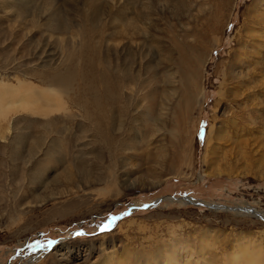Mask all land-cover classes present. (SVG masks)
Masks as SVG:
<instances>
[{
	"label": "rangeland",
	"instance_id": "rangeland-1",
	"mask_svg": "<svg viewBox=\"0 0 264 264\" xmlns=\"http://www.w3.org/2000/svg\"><path fill=\"white\" fill-rule=\"evenodd\" d=\"M49 1L51 7L47 16L53 15L61 21L66 33L47 31V17L32 23L30 14L34 10L31 7L38 2L28 0L27 4L19 6L23 17L18 24L14 9L8 13L0 11L2 78L17 86L24 72L34 69L37 73L66 72L69 63L79 70V75L88 77L85 81L78 77L70 97L32 79L30 82L40 87L27 91L30 99L25 98L21 104L26 105V110H17L10 113L7 120L1 119L3 134L8 128L6 122L10 119L12 122L10 130L4 135L0 133V264H264V219L259 218H264V37H261L264 36V0H131L136 6H142V11L147 7L150 13L157 11L148 17V21H152H146L154 31L149 29L146 40L135 37L132 42L124 36L111 42L115 32L120 31L121 35L125 32L121 23L130 7L127 0ZM39 2L42 5L44 0ZM41 10L46 11V8L39 7L36 14L40 15ZM139 28L144 27L139 24ZM152 34L157 36V41L164 42L167 52L176 61H179L180 45L192 51L200 49L204 40L207 41V60L204 66L198 65L200 72L195 87L175 89L180 105L176 102L173 106L167 100L171 93L170 80L161 79L159 83L163 91L161 97L165 94L166 102H163L169 108L165 107L164 117L157 118L162 128L157 132L154 126L152 135L155 137L151 139L155 142L154 153L163 149L166 159L163 165L149 162V151L144 152L145 147L134 152L123 151V154L118 150L110 152L116 144L107 146L103 139L93 135L90 123L83 120L80 111L72 105L73 99L82 94V83L87 87L91 84L100 87L95 78L101 77L103 71H108L105 75L112 81V68L125 61L132 78L139 75L143 78L144 67L153 61L151 55L159 57L157 42L152 45L148 41ZM246 36L250 38L247 42ZM172 37H177L180 45L172 43ZM9 45L16 51L14 54L9 53ZM126 47L137 53L136 64L123 57ZM114 48L122 55H116ZM147 51L149 57L143 59ZM239 53L242 58L246 55L243 59L250 64L242 67L245 77L242 75L241 83V77L234 79L238 69L233 68ZM259 60L262 62L258 63ZM44 63L47 68L42 70L40 66ZM176 63L186 66L185 62ZM141 64L143 68L139 67ZM248 70L252 73L248 74ZM228 72L231 73L228 75ZM251 79L255 80L254 84ZM176 80L179 81V77ZM252 88L255 93L251 92ZM133 90L136 91L134 86ZM124 92L133 107L141 103L140 94L128 89ZM185 92L192 110L184 117ZM199 92L203 97L194 105V95ZM38 95L49 96L47 105L52 106V114L42 113L46 108L38 102ZM88 96L91 98L90 92ZM235 96L238 99L235 100ZM137 115L132 113L123 123L128 124L127 130L118 123L117 127L123 131L119 133L120 140L133 139L143 122L142 118L134 121ZM47 122L54 124L52 129L43 128ZM212 127L222 128L224 136L214 144L220 145L221 151L217 153L222 154L216 169L213 155L206 159L205 149ZM22 130L29 136L19 149L17 160L15 156L12 158L10 145L14 133ZM40 138L45 140L44 145L29 151L35 145L34 139L37 142ZM63 147L66 150L61 152ZM82 156L86 162L81 161ZM119 156L135 157L129 169L132 177L129 188L123 186V181L115 185L108 182ZM90 172L91 175L97 172L93 175L99 183L94 184L96 178L88 175ZM136 185L142 187L130 189ZM186 198L226 209L179 202ZM113 217L116 220L111 228L101 231V226L109 224Z\"/></svg>",
	"mask_w": 264,
	"mask_h": 264
},
{
	"label": "bare ground",
	"instance_id": "bare-ground-1",
	"mask_svg": "<svg viewBox=\"0 0 264 264\" xmlns=\"http://www.w3.org/2000/svg\"><path fill=\"white\" fill-rule=\"evenodd\" d=\"M31 2H35L37 3L38 2V5H33L31 7L32 10H34V12H32L30 14V18H32V23L35 24V23H38L39 21H42V20H45L46 17H47V24L45 25L46 26V29L47 31H51V32H55V33H58V34H61V33H66L67 31H65V29L63 28V23H61V21H59L57 18L55 19L54 17H52L53 15H49L47 16V11L49 12L50 8L51 7V3L49 0H44V3L41 5V2H39V0H30ZM167 1H170V0H167ZM28 0H0V11L1 12H6L8 13L10 10L13 11L14 9V13L15 15L14 18L16 19V23L18 24L19 23V19L23 17V14H20L21 12V8H19V6H21L22 4H27ZM127 5L130 6L126 13L125 16H122L124 21L121 23L122 27V30H124V34L121 35L119 34L120 31L118 32H115L113 34V40H111V42H114L116 40L114 39H117L121 36H124L127 40H129V42H132L133 40H135L134 38L137 37L139 38L140 40L142 39L143 41L146 40L145 39V36L148 35L150 33V30L151 31H154L153 27H149L148 26V23L146 21H148V17L156 14L155 11H151L152 13H150L148 10H151L149 7L145 8L144 11H142V6H136V3H131V0H127ZM135 2V1H134ZM172 2V1H171ZM170 2V3H171ZM168 3V2H167ZM180 4V3H179ZM146 5V4H145ZM182 6V4H180ZM41 7V8H46V11H43L41 10L40 12V15L39 14H36L35 10H38V8ZM93 7V6H92ZM137 7V9H136ZM139 9V10H138ZM185 9V8H184ZM94 11H95V8H94ZM147 11V12H146ZM98 12V10H97ZM95 12V13H97ZM263 12H264V9H263ZM11 13V12H10ZM9 13V14H10ZM262 13V12H261ZM3 14V13H2ZM8 15V14H7ZM6 15V16H7ZM98 15V13H97ZM9 19V18H8ZM117 19V18H116ZM10 21V20H9ZM24 21V20H23ZM26 21V20H25ZM149 21H152V20H149ZM148 21V22H149ZM119 23V21L115 20V23ZM3 23V22H2ZM153 23V22H152ZM186 23V22H185ZM139 24H141L144 28L143 29H140L139 28ZM261 24V23H259ZM264 24V23H263ZM249 25V24H248ZM32 26V25H31ZM36 26V25H35ZM116 27V26H115ZM149 27V28H148ZM118 28V27H117ZM150 29V30H149ZM214 29V28H213ZM171 30V29H170ZM217 30V29H216ZM260 31V30H259ZM156 32V31H155ZM217 32V31H216ZM253 32V31H252ZM258 32V31H257ZM49 33V32H48ZM152 33V32H151ZM160 33V32H159ZM215 33V32H214ZM251 33V32H250ZM259 33V32H258ZM46 34V33H45ZM248 34V32H247ZM255 34V31L254 33ZM264 34V33H263ZM14 35V34H12ZM11 35V36H12ZM47 35V34H46ZM155 34H152L150 35L151 37H149L148 41L149 43L151 42L152 45H154V42H157L158 44V53H159V57L157 56H153V54L151 55L152 56V60L151 61L153 63V66L152 67V64L151 62L150 63H147L146 67H144V77L141 78V75H139V77H134L132 78V73L131 72H128V64L127 62L125 61V58H124V63H120L119 65H116L112 68V81H108V75H105V74H108V71L105 73L103 71V75H100L101 77H99L98 79L95 78L94 80L97 81L99 84H100V87H92V82L90 83L91 86L87 87V85H85L84 83H82V87H84L83 91H82V94L78 95L75 97V99H73V107L77 108L80 113L82 114V118H84L83 120H86L90 123L91 125V133L93 135H96L97 138L99 137L100 139H103L102 141L107 145V146H111V145H115V147L111 148V151L110 152H113L112 150H118V151H121L122 154H123V151H128V150H132L133 152L135 150H138L139 149H142V147H145L144 149V152H146V150L148 149L149 151V157H148V160L149 162H153V163H156V164H159V165H163L165 164L166 162V159L164 157V153H163V149L162 150H156V152L154 153V149H156V147H154L155 145V142H152V139L153 137H155V134L154 136L152 135V133L154 132L153 131V127L156 126L157 127V132H160L161 131V128L160 125H159V120L157 119L158 117H164L165 113L163 111H165V107H166V101H164L163 99V96L161 97V94L163 93V91H161V87H159V83L162 80L166 81V79L170 80V97L167 99L170 103L174 105H176L175 103L178 102V104L180 105V98L178 99L179 97V94H178V97L177 95L175 94V89L179 91V87H183L182 89H187L188 87H190L189 89H191L192 87H195L197 81H198V73L200 72V69L198 67L199 63H202V65L204 66V64L206 63V60H207V57H206V40L205 43L203 44V46L200 48V49H194L191 51V49L188 47V46H184V45H180L177 43V37H172L171 41L172 43L174 42L175 44H178L180 45L179 46V50H178V55H179V61H176V58H171V53L170 52H167V47L164 45V42H159L155 39ZM187 35V34H186ZM252 35V34H251ZM248 36H250L248 34ZM246 36V37H248ZM255 36H260L258 34H256ZM169 37V36H168ZM189 37V36H188ZM206 37V36H205ZM244 37V36H243ZM245 37V38H246ZM261 37H264L263 35ZM8 39V37H6ZM81 38V37H80ZM162 38V37H161ZM196 38V37H195ZM199 38V37H198ZM197 38V39H198ZM208 38V37H206ZM244 38V39H245ZM254 38V37H253ZM58 39V38H57ZM174 39V40H173ZM209 39V38H208ZM247 39H250L249 37L246 38V42H247ZM252 39V38H251ZM263 39V38H262ZM9 40V39H8ZM125 40V39H124ZM183 40V39H182ZM199 40V39H198ZM202 42H203V39H201ZM242 40V39H241ZM7 41V40H6ZM251 41V40H250ZM257 41V40H256ZM264 41V40H262ZM9 42V41H8ZM12 42V41H11ZM29 42V41H28ZM117 42V41H116ZM119 42V41H118ZM123 42V41H122ZM121 42V43H122ZM167 42V41H165ZM243 42V41H242ZM241 42V43H242ZM263 43V42H262ZM188 44V43H187ZM250 44V43H249ZM261 44V43H260ZM259 44V45H260ZM126 45V44H125ZM128 45V44H127ZM146 44H144L145 46ZM190 45V44H189ZM148 46V43L147 45ZM150 46V45H149ZM264 46V43L262 45V48ZM10 49H8L9 53H15L16 51L9 45ZM129 47V46H128ZM126 47L124 49V52H122L120 49V51L123 53V57H127L129 58L131 61H133L134 64L137 63V56L136 54L134 53L133 50H131L130 48ZM246 47V46H245ZM244 47V48H245ZM258 47V46H257ZM170 48V47H169ZM178 48V47H177ZM199 48V47H198ZM260 48V47H259ZM258 48V49H259ZM81 50L80 51H83L82 49L83 48H80ZM115 49V48H114ZM256 49V48H255ZM261 49V48H260ZM12 50L14 52H12ZM97 50V49H96ZM100 50V49H99ZM116 50V49H115ZM76 51V50H75ZM116 55L118 56H121L122 54L119 53L118 50H116ZM138 51V50H137ZM247 51V50H246ZM246 51H244L246 53ZM263 51V49H262ZM237 52H240V51H237ZM242 52V51H241ZM264 52V51H263ZM87 53V52H86ZM98 53V52H97ZM143 53V52H141ZM151 53V52H150ZM157 53V54H158ZM243 53V52H242ZM238 54V53H237ZM241 53H239L238 55V59H237V62L236 64L234 65L233 68H236L238 70L235 71L234 75V79H240V83H241V80L242 79V75L244 76V71L242 70V67L243 69L246 68V66H249L250 64L246 63V60L243 59L244 57H247L246 55L242 58V55H240ZM247 54V53H246ZM261 56L263 55L260 54ZM260 55H258V57H261ZM6 56H8V54H6ZM52 56V55H51ZM71 54L69 53V58H70ZM169 56V58H168ZM5 57V56H4ZM108 57V56H107ZM116 57V56H115ZM149 57V51H147L145 53V55H143V59H147ZM6 58V57H5ZM13 59V57H11ZM68 58V61L70 60ZM82 58V57H81ZM120 58V57H119ZM251 57H248L247 59H249ZM262 58V57H261ZM260 58V59H261ZM259 59V58H258ZM8 61V65L10 63V60L6 59ZM14 60V59H13ZM97 60V59H96ZM119 61V59H117ZM151 60V59H150ZM182 62L186 64V66H183L182 64L180 63H176V62ZM2 62V61H1ZM14 62V61H13ZM67 62V61H66ZM249 62V61H248ZM258 63L259 62H262V61H257ZM114 63V62H113ZM145 63V62H144ZM171 63V65L169 64ZM264 63V61H263ZM262 63V64H263ZM68 64V62H67ZM166 64H168V66L170 65V67H168ZM261 64V66H262ZM5 65V63L3 64ZM98 65V64H96ZM253 65V64H252ZM260 65V64H259ZM86 66V65H85ZM202 66V67H203ZM229 66V65H228ZM245 66V67H244ZM257 66V65H256ZM11 67V66H10ZM140 68H143V65L141 64L139 66ZM227 67V66H226ZM40 68L43 70L45 68H47V64L44 63L40 66ZM83 68V66H82ZM87 68V67H86ZM97 68V67H96ZM100 68V67H99ZM98 68V71H101L100 69ZM106 68V67H105ZM95 69V68H94ZM230 69H232L230 67ZM54 70V69H53ZM82 70V69H81ZM2 71V70H1ZM85 71V70H84ZM82 71V72H84ZM234 71V70H233ZM231 71V72H233ZM40 73H37L36 72V69H34V71H27V72H24L21 73L23 74V79L22 80H17L19 81L18 82V85L17 86H13L12 84H10V80H5L4 77L2 78V74H0V124L2 122V120H7V118H9V115L10 113H16L17 110H20L22 112V110H26V105H21L24 101L29 100L30 97L29 95L27 94V91L29 92L32 87H40V86H34L30 81L32 79H36L40 82L41 85L43 86H47V87H52V88H55L57 89L60 94H64V95H68V97H70V95L73 92V87L75 86V83H76V80L78 79L79 76L82 77V81H85V77H88L86 76L85 74H81L79 75V70L75 69V67H72L71 63L68 64V66L66 67V72H59V71H55L53 73H45V72H41L39 71ZM111 72V71H110ZM231 72H228V75L229 73ZM248 74L252 73L251 70H248L247 71ZM255 72V70H254ZM259 72V71H258ZM89 74L90 73H93V72H88ZM122 75H121V74ZM159 73V74H158ZM257 73V72H256ZM261 73V71L259 72V74ZM87 74V73H86ZM99 74V73H98ZM247 74V73H245ZM263 74V73H262ZM110 75V74H109ZM179 77V81H177L176 79ZM227 75V76H228ZM231 75V74H230ZM90 76V75H89ZM94 76V75H93ZM98 76V75H97ZM255 76V75H254ZM258 76V75H256ZM91 77V76H90ZM89 77V78H90ZM245 77V76H244ZM258 77H261V76H258ZM8 78V77H7ZM13 78V77H12ZM228 78H230L228 76ZM251 78V77H250ZM263 79V77H261ZM231 79V78H230ZM232 79H233V76H232ZM248 79V77H247ZM14 80V79H13ZM16 80V79H15ZM229 80V79H228ZM227 80V81H228ZM252 80V79H251ZM258 80V79H257ZM8 81V82H6ZM226 81V82H227ZM253 81V80H252ZM255 81V80H254ZM254 81L252 84H254ZM262 81V80H261ZM89 82V81H88ZM87 82V83H88ZM96 82V83H97ZM169 82V81H168ZM233 82V81H232ZM247 82V81H246ZM95 83V84H96ZM239 82H237L236 84H238ZM258 83V82H257ZM256 83V84H257ZM264 83V82H263ZM97 85V84H96ZM244 85V83L242 84V86ZM248 85V84H246ZM251 85V84H249ZM260 84L258 85H255V86H259ZM262 85V84H261ZM42 86V88H43ZM77 86V85H76ZM133 86L134 88L136 89L133 90ZM168 86V85H167ZM236 86V85H235ZM239 86V84H238ZM237 86V87H238ZM241 86V84H240ZM251 86H254V85H251ZM250 86V87H251ZM9 87H17V88H9ZM168 87H166L167 89ZM256 88V87H255ZM44 89V88H43ZM49 89V88H48ZM80 89V88H79ZM82 89V88H81ZM125 89H128V90H131L133 93H137V94H140L141 96V103L135 107H133L130 103V97H127L126 95H123L122 92H124ZM237 89V88H236ZM168 90V89H167ZM250 90V89H248ZM254 90V88H252L251 92ZM264 91V90H263ZM54 92V91H53ZM90 92V96L91 98H89L88 96V93ZM130 92V91H129ZM237 92V91H236ZM239 92V91H238ZM256 91H253V93H255ZM43 93V92H42ZM125 93V92H124ZM182 93V92H181ZM202 92H199L198 95H194L196 97V99H194V105L197 104L200 99V97H203V93L201 94ZM35 94V92H34ZM48 94V93H47ZM79 94V93H77ZM129 94V93H128ZM237 94V93H236ZM75 95V94H74ZM130 95V94H129ZM184 102H183V105H185V107L183 108V111H185L183 114L184 117L186 115H190L191 114V106H189V102L191 101L190 99H187L186 95L187 93L185 92L184 94ZM242 95V94H241ZM57 96V94H56ZM250 96V95H249ZM36 97V95H35ZM49 97V96H48ZM47 96H44V95H38V102L41 103V104H44V108H46L44 111H42V113H44L45 115H49V114H52L51 112V109H52V106L49 107L50 105H47L49 104V99ZM68 97H66L68 99ZM73 97V96H72ZM159 97H161V99H158ZM236 97V96H235ZM234 97V98H235ZM253 97V95H252ZM26 98V99H25ZM53 98V97H52ZM51 98V99H52ZM135 98V97H134ZM55 99V98H54ZM158 99V100H157ZM238 99V97L235 98V100ZM249 99V98H248ZM57 101V100H56ZM71 101V99H70ZM139 101V100H138ZM164 101V102H163ZM249 101V100H248ZM36 102V101H35ZM52 102V100H51ZM132 102V101H131ZM57 103V102H56ZM136 103V102H135ZM138 103V102H137ZM168 103V102H167ZM248 104V102H247ZM191 105V104H190ZM193 105V106H194ZM241 105V104H240ZM38 106V105H37ZM35 107V106H34ZM33 107V108H34ZM43 107V106H42ZM63 107V106H62ZM183 107V106H182ZM245 107V106H244ZM54 108V106H53ZM58 108V106H57ZM167 109L169 108L166 107ZM243 108V107H242ZM241 108V109H242ZM179 109V108H178ZM41 110V109H40ZM41 112V111H39ZM54 112H56L54 110ZM53 112V113H54ZM138 113L137 117H134V121L137 122V120H139L140 118H142L143 122L140 124V127L138 128L137 132L135 133V135H133V139H131L130 142H124L122 140H120L121 138L119 137V133L120 132H123L122 131V128H118V123L120 124V126L125 122L127 121L129 118L132 117V113ZM31 113V112H30ZM42 113H39L42 115ZM57 113V112H56ZM66 113V112H65ZM190 113V114H189ZM234 112H232L231 114H233ZM74 114V113H73ZM171 114V113H170ZM175 114V113H174ZM236 114V113H235ZM31 115V114H30ZM66 115V114H65ZM141 115V117H139ZM234 115V114H233ZM232 115V116H233ZM250 115V114H249ZM75 116V115H74ZM235 116V115H234ZM13 117V115H12ZM45 117V116H44ZM189 118V117H188ZM2 119V120H1ZM167 119V118H166ZM12 119H10V121H7L6 124L8 126L7 129H5V132L7 130H10V125H11V121ZM58 120V119H57ZM163 120V119H162ZM187 120V119H186ZM133 121V120H132ZM35 122V121H34ZM215 122V121H214ZM33 123V121H32ZM48 123V122H47ZM135 123V122H133ZM263 123V122H262ZM56 124V123H55ZM161 124V123H160ZM33 125V124H31ZM54 126V124H46L43 126V128L45 130H48V129H52V127ZM125 125V126H124ZM128 126V124H123V128L125 129V127ZM177 126V124H176ZM0 127H2V125H0ZM164 127V126H163ZM213 129L210 130V132L208 133V137H207V141H206V144H205V149H206V159L209 156L213 155L212 157V163L214 164V168L216 167L217 164L220 163L221 161V155H219L217 152H220L221 151V148L219 147L220 145H214L215 143H218L221 141V139H223V132H222V128L221 129H215V127H212ZM217 128V127H216ZM234 128V127H233ZM2 128H0L1 130ZM127 130V129H125ZM177 130V129H176ZM3 131V130H2ZM1 131V132H2ZM0 132V133H1ZM4 132V134H5ZM14 132V131H13ZM36 132V131H35ZM51 132V131H49ZM85 132V131H84ZM234 132V131H233ZM53 133V132H52ZM87 131L84 133L86 134ZM90 133V132H88ZM3 134V133H1ZM0 134V135H1ZM3 134V135H4ZM127 134V133H126ZM173 134V133H172ZM177 134V133H176ZM2 135V136H3ZM15 137H13L12 139V145H10L11 147V150H10V153L12 154V158L15 156V158H19L20 156V147L21 146H24V141L26 139V137L29 136V133H26L24 130L18 132V133H14ZM158 135V133H157ZM90 137V136H89ZM95 137V136H94ZM93 138V137H92ZM41 140H37V142L35 141L34 139V143L35 145H33L29 151H34L36 148L38 147H41L40 145L43 144L45 140H43V138H40ZM154 139V138H153ZM126 140V139H125ZM182 141V140H181ZM218 141V142H217ZM32 142V141H31ZM32 142V143H33ZM223 142V141H222ZM133 143V145H132ZM138 144V147L136 146V144ZM183 143V142H182ZM44 145V144H43ZM180 146V145H179ZM223 146V145H222ZM61 147V146H60ZM219 147V148H218ZM65 148V147H63ZM159 149V148H158ZM65 149H61V152L65 151ZM20 151V152H19ZM68 151V150H67ZM147 151V152H148ZM115 152V151H114ZM113 152V153H114ZM120 152V153H121ZM184 152V151H183ZM182 152V153H183ZM120 153H117V154H120ZM151 153V154H150ZM126 154V153H125ZM124 154V155H125ZM142 154V153H141ZM145 154V153H144ZM226 154V153H224ZM83 156H85L86 154H82ZM80 157V158H83ZM118 156V155H117ZM116 156V157H117ZM135 156V155H134ZM147 156V155H146ZM115 157V158H116ZM120 157V156H119ZM100 158V157H99ZM98 158V159H99ZM112 158V157H110ZM114 158V157H113ZM118 158V157H117ZM116 158V159H117ZM135 157H132V156H123V157H120V160L117 162L116 166L114 164V167L113 169L111 170V173L110 172H106L107 174H109V180L108 182L109 183H112V185H115L118 181H123V186H126L127 188L130 187L129 185V182L131 181L132 177L130 176L131 173L129 171L130 167L132 166V161ZM145 159V157H143ZM18 160V159H17ZM84 160V161H83ZM101 160V159H100ZM104 160V159H103ZM81 161L83 162H86L85 161V158H83ZM112 161V160H111ZM110 161V162H111ZM138 161V160H137ZM141 161V160H140ZM211 161V159H210ZM99 162V161H98ZM104 162V161H103ZM100 163V162H99ZM144 163V162H143ZM210 163V162H209ZM102 164V163H101ZM112 164V163H111ZM113 166V164H112ZM210 166V165H209ZM212 166V165H211ZM210 166V167H211ZM41 167V166H40ZM43 167V166H42ZM81 167V166H80ZM83 167V166H82ZM97 167V166H96ZM134 167V166H133ZM209 167V169H210ZM110 168V167H109ZM99 169H101L99 167ZM104 169V168H102ZM101 169V170H102ZM108 169V168H107ZM106 169V171H107ZM216 169V168H215ZM88 170V169H87ZM99 170V171H101ZM98 171V172H99ZM109 171V169H108ZM132 171V170H131ZM85 172V171H84ZM83 172V173H84ZM38 173V172H37ZM95 173V172H94ZM93 173V174H94ZM97 173V172H96ZM95 173V174H96ZM100 173V172H99ZM104 173V171H103ZM101 172V175L103 174ZM39 174H42V172H39ZM92 174V175H93ZM43 175V174H42ZM84 175V174H83ZM87 175V174H86ZM88 175H91V172L90 174ZM87 175V176H88ZM91 175V177H92ZM97 175V174H96ZM105 175V174H104ZM208 175V174H207ZM94 176V175H93ZM108 177V176H107ZM34 178V177H32ZM86 178V177H85ZM96 178L94 184L96 183V181L99 183L100 181H98L97 177H93V179ZM100 178V177H99ZM104 178V177H103ZM103 178H100L103 179ZM43 179V178H42ZM91 179V178H90ZM91 179V180H93ZM40 180V179H39ZM86 180V179H85ZM88 180V179H87ZM57 183V182H56ZM102 184V183H101ZM131 184V183H130ZM133 184V183H132ZM92 185V184H90ZM81 187V186H80ZM83 187V186H82ZM81 187V188H82ZM142 187V186H141ZM140 187V188H141ZM140 189L138 188V185H136L135 187L132 186L130 189ZM80 189V188H79ZM83 190V189H82ZM84 191V190H83ZM187 199V198H186ZM186 199H182L184 201H179V202H185L187 203ZM207 207H210V208H214V209H218V210H222V209H226L225 207H222V206H219V205H208ZM228 209V208H227ZM231 209V208H229ZM232 210V209H231ZM252 215V214H251ZM254 216V215H253ZM259 218L261 219H264L263 217L259 216ZM248 253V252H247ZM245 254V253H244ZM245 257V256H244ZM251 259V258H250ZM234 260V258H233ZM236 261V260H235ZM237 264V262H236Z\"/></svg>",
	"mask_w": 264,
	"mask_h": 264
},
{
	"label": "snow or ice",
	"instance_id": "snow-or-ice-1",
	"mask_svg": "<svg viewBox=\"0 0 264 264\" xmlns=\"http://www.w3.org/2000/svg\"><path fill=\"white\" fill-rule=\"evenodd\" d=\"M115 220H116V218L113 217V218L111 219V222H110L109 224L102 225V226H101V231H108V230L111 228L112 223L115 222ZM78 235H81V234H78ZM35 246H36V247H44L43 245H35ZM30 247H33V246H30Z\"/></svg>",
	"mask_w": 264,
	"mask_h": 264
},
{
	"label": "water",
	"instance_id": "water-1",
	"mask_svg": "<svg viewBox=\"0 0 264 264\" xmlns=\"http://www.w3.org/2000/svg\"><path fill=\"white\" fill-rule=\"evenodd\" d=\"M186 201L190 202V203H194V205H197V206H203V205L207 206L206 204H204L202 202H193V200H191V199H187Z\"/></svg>",
	"mask_w": 264,
	"mask_h": 264
}]
</instances>
